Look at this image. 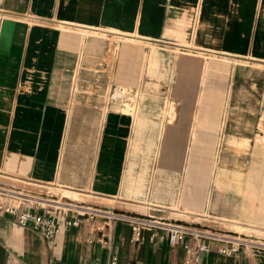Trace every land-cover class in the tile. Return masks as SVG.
I'll return each mask as SVG.
<instances>
[{
  "label": "crops",
  "instance_id": "crops-1",
  "mask_svg": "<svg viewBox=\"0 0 264 264\" xmlns=\"http://www.w3.org/2000/svg\"><path fill=\"white\" fill-rule=\"evenodd\" d=\"M119 86L140 90V106ZM263 102L264 0H0L8 204L56 197L197 223L253 243L225 256V241L211 242L199 264H264V137L249 134ZM245 220L259 236L231 230L253 227ZM153 232L135 242L126 220L82 217L46 240L0 211V264H109L114 253L119 264H186L184 248Z\"/></svg>",
  "mask_w": 264,
  "mask_h": 264
},
{
  "label": "built area",
  "instance_id": "built-area-1",
  "mask_svg": "<svg viewBox=\"0 0 264 264\" xmlns=\"http://www.w3.org/2000/svg\"><path fill=\"white\" fill-rule=\"evenodd\" d=\"M119 95L116 91V96H122L128 99V102L133 100V90L127 88H119ZM117 90V89H116ZM126 90H128L126 92ZM114 94L111 96L114 98ZM18 205L8 204L0 198V211L5 214L15 216L21 228L32 229L43 236L46 240L58 235L63 228L76 227L79 225L80 218L88 217L95 219L99 216L107 220L121 219L126 220L132 225V240L135 242L142 241V231L150 229L153 232L152 240L166 239L171 246H180L186 252V264H199L204 254L210 251L211 242L217 240L225 241L226 245L218 249L220 254L231 256L238 252L240 247L246 241L237 240L232 237L220 236L209 232L197 223L190 226H185L181 222L168 221L156 222L140 217H131L113 212H105L98 208H81L70 203H63L56 197L46 198V196L39 199L35 204L32 199H24L18 197ZM23 204L33 205L34 210H21ZM66 210H74L75 218L61 217V214ZM43 211V212H41ZM109 264H119V257L114 253L109 261Z\"/></svg>",
  "mask_w": 264,
  "mask_h": 264
},
{
  "label": "rangeland",
  "instance_id": "rangeland-1",
  "mask_svg": "<svg viewBox=\"0 0 264 264\" xmlns=\"http://www.w3.org/2000/svg\"><path fill=\"white\" fill-rule=\"evenodd\" d=\"M119 88H127V86H119L117 88L118 95L120 94L119 93V91H120ZM127 91L128 90H126V92ZM133 96H134L133 97V100H132V102H129V104H131V105H136L137 104V105L140 106V104L143 101V95L141 94L140 90H138V91L133 90ZM125 100L128 101V99H125ZM168 105H169L170 108H174L175 107L174 104H168ZM263 117H264V102L262 104V109H261L260 113L258 114L257 118H255V121H254V123H252V126H251L252 129H251V131H250L249 134H250V139H251V143L252 144H254L257 141L258 138L264 137V131L261 128L262 125H264L263 124L264 123ZM226 118L227 117L225 115L224 116V121H225ZM226 126L227 125L225 124L224 125V128H223V131H222V136L223 135H226V131H227V127ZM235 136H236L237 139H240V136H237V135H235ZM250 150H251V148H250ZM250 161H251L250 152H248L245 155L246 169H249V167H250ZM229 193L234 195V193H232V192H229ZM245 199L248 200L247 198H245ZM245 221L248 222V223H250V225L252 223V222H249L248 220H245ZM242 222H244V221H242ZM229 224H231V223H229ZM231 225H232L231 226V230H233V231L237 230L240 233L239 236H241L244 232H245V234L248 233V234L252 235L253 236L252 238H255V237L259 236L258 233L255 232V230L257 229V225L258 224L252 223V226L253 227H250V226L244 225V224H240L242 227H244V229H242V228H240L238 226H235L233 224H231ZM258 228H260V227H258ZM257 246L264 247V245H257Z\"/></svg>",
  "mask_w": 264,
  "mask_h": 264
},
{
  "label": "bare ground",
  "instance_id": "bare-ground-1",
  "mask_svg": "<svg viewBox=\"0 0 264 264\" xmlns=\"http://www.w3.org/2000/svg\"><path fill=\"white\" fill-rule=\"evenodd\" d=\"M238 240L246 241V242L249 243V244H253L252 242L247 241V240H243V239H238Z\"/></svg>",
  "mask_w": 264,
  "mask_h": 264
}]
</instances>
